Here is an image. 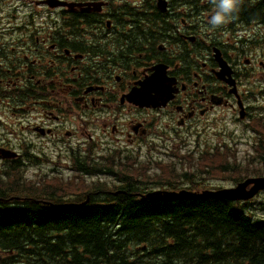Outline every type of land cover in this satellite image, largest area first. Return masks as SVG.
<instances>
[{"label":"flooded vegetation","instance_id":"obj_1","mask_svg":"<svg viewBox=\"0 0 264 264\" xmlns=\"http://www.w3.org/2000/svg\"><path fill=\"white\" fill-rule=\"evenodd\" d=\"M165 1L0 0V161L40 143L55 163L77 153L95 167L80 175L94 205L201 187V166L181 161L189 139L264 124V39L242 31V9L213 29L211 0ZM145 82L161 97L141 104Z\"/></svg>","mask_w":264,"mask_h":264},{"label":"trees","instance_id":"obj_2","mask_svg":"<svg viewBox=\"0 0 264 264\" xmlns=\"http://www.w3.org/2000/svg\"><path fill=\"white\" fill-rule=\"evenodd\" d=\"M241 9L247 22L264 23V0ZM202 156L209 176L235 182L250 176L249 165L230 161L229 149ZM18 177L0 179V264H264V217H253L251 202L123 194L101 205L52 209L41 205L44 198L79 202L88 187L56 181L49 189L20 188ZM12 196L24 200L2 203Z\"/></svg>","mask_w":264,"mask_h":264},{"label":"rangeland","instance_id":"obj_3","mask_svg":"<svg viewBox=\"0 0 264 264\" xmlns=\"http://www.w3.org/2000/svg\"><path fill=\"white\" fill-rule=\"evenodd\" d=\"M242 31H260L262 35V40L264 39V24H257L252 26H247L243 28ZM264 49V48H263ZM257 141L256 134L246 129L242 125H237L233 123H228L226 130H221L217 127L209 128L207 131H203L198 135H195L189 139L187 142L186 148H182L183 151L186 149H194V147H198L199 149H205V148H212L214 145L220 144L222 142H227L231 144L232 150L236 151V154L233 155V158L238 160L243 167L246 165L250 166V175H256L261 174L264 175V164L262 161L261 155H264V148H260L258 150V153L254 151L253 144ZM18 141H16L15 148H19ZM36 152H42L45 149L46 153H48V149L52 150L53 153L48 154V160L47 159H38V162L32 161L28 162L25 165V169L21 168L19 171L14 173L12 170L10 171L9 178L12 176H26L29 179L33 180H39L41 181L42 178L45 176L52 177L54 175H59L63 178L68 177L69 178L74 175L73 170L71 171V166L67 163H55L51 160H54V157L59 155V148L55 147H48V145H45L42 147V144L40 143L37 147L35 146L33 148ZM43 157V156H41ZM166 159L174 160L175 162L179 161L178 157H167ZM37 160V159H36ZM69 162L68 159H65ZM11 165L12 162L10 161H0V172L3 170V168L7 167L8 165ZM257 167V168H256ZM254 168L260 169L262 173H255ZM245 168H243L244 170ZM63 174V175H62ZM83 181L82 177H76L73 181H67L70 184H75L78 186H81L82 184H76ZM210 182L213 183V186H231L234 185V181L231 179H211ZM31 183V182H30ZM35 184V183H32ZM66 186V183L63 184ZM22 185H20L21 187ZM73 187V186H72ZM262 204H264V191H262L257 197L256 200L250 205L251 206V212L254 217H260L264 216V209L262 208Z\"/></svg>","mask_w":264,"mask_h":264},{"label":"water","instance_id":"obj_4","mask_svg":"<svg viewBox=\"0 0 264 264\" xmlns=\"http://www.w3.org/2000/svg\"><path fill=\"white\" fill-rule=\"evenodd\" d=\"M156 90V89H155ZM157 91V90H156ZM138 102L142 104H148L152 100H155L156 96H150L148 83L143 85V89L139 90ZM264 189V176L251 177L243 182H240L236 187L220 189L217 191L205 190L202 192H191L182 190L180 192L169 191V192H151L143 195V199H154V200H172V199H199V198H223L232 201L247 200L255 196L260 190ZM81 204H66L63 206H80ZM56 207V206H53Z\"/></svg>","mask_w":264,"mask_h":264},{"label":"clouds","instance_id":"obj_5","mask_svg":"<svg viewBox=\"0 0 264 264\" xmlns=\"http://www.w3.org/2000/svg\"><path fill=\"white\" fill-rule=\"evenodd\" d=\"M211 2L213 11L208 19V25L215 29L234 21L244 0H211Z\"/></svg>","mask_w":264,"mask_h":264}]
</instances>
